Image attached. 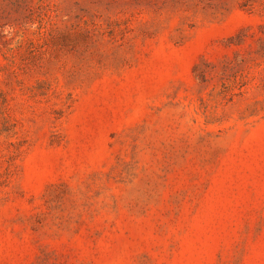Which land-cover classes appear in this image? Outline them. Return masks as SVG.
Segmentation results:
<instances>
[{
  "label": "rangeland",
  "instance_id": "rangeland-1",
  "mask_svg": "<svg viewBox=\"0 0 264 264\" xmlns=\"http://www.w3.org/2000/svg\"><path fill=\"white\" fill-rule=\"evenodd\" d=\"M0 264H264V0H0Z\"/></svg>",
  "mask_w": 264,
  "mask_h": 264
}]
</instances>
